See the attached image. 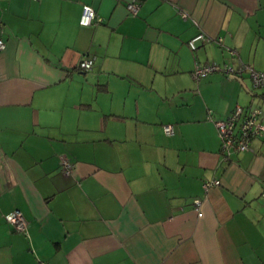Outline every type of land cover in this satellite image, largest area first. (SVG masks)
<instances>
[{"label": "crops", "instance_id": "obj_1", "mask_svg": "<svg viewBox=\"0 0 264 264\" xmlns=\"http://www.w3.org/2000/svg\"><path fill=\"white\" fill-rule=\"evenodd\" d=\"M0 39V264H264V133L224 159L214 124L264 122L233 72L264 71V0H0Z\"/></svg>", "mask_w": 264, "mask_h": 264}, {"label": "built area", "instance_id": "obj_2", "mask_svg": "<svg viewBox=\"0 0 264 264\" xmlns=\"http://www.w3.org/2000/svg\"><path fill=\"white\" fill-rule=\"evenodd\" d=\"M138 7L139 4L136 1H131L127 4V8L131 14H136ZM181 14L183 18L187 17L185 12H181ZM100 20L101 19L96 15L94 8L90 4H82L79 17V23L81 25H91L99 22ZM207 39L209 38L206 37L203 32H198L188 40V46L191 50H194L197 48L198 42L202 43ZM4 46V41L0 39V50L3 49ZM93 63V58H83L79 60L77 68L81 70H90ZM218 70L230 72L233 68H229L226 65L220 66L215 62L205 64L196 63L192 70V76L194 79H197L209 74L210 72ZM242 70H246L248 72V77L254 88L264 89V71L244 66V68H238L233 72H235V75L239 76ZM260 113L261 110L258 108L245 109L243 106L236 105L225 118L218 119L214 122L220 140V151L224 159H228L234 152L248 150L251 140L255 136L264 133V122L259 119ZM163 128L164 132L167 134L174 131L172 124L164 125ZM60 160L63 172L69 173L73 168V164L64 156H61ZM219 183V179L205 180L203 182V188L206 189L210 185H216ZM261 196H264V190H262ZM193 205L197 210L198 215H201L202 213L199 210L201 201L196 198L193 200ZM6 218L15 226L17 230L23 231L26 229V221L19 210H14L8 213Z\"/></svg>", "mask_w": 264, "mask_h": 264}, {"label": "rangeland", "instance_id": "obj_3", "mask_svg": "<svg viewBox=\"0 0 264 264\" xmlns=\"http://www.w3.org/2000/svg\"><path fill=\"white\" fill-rule=\"evenodd\" d=\"M251 83V82H250Z\"/></svg>", "mask_w": 264, "mask_h": 264}, {"label": "trees", "instance_id": "obj_4", "mask_svg": "<svg viewBox=\"0 0 264 264\" xmlns=\"http://www.w3.org/2000/svg\"><path fill=\"white\" fill-rule=\"evenodd\" d=\"M195 50V49H194Z\"/></svg>", "mask_w": 264, "mask_h": 264}]
</instances>
